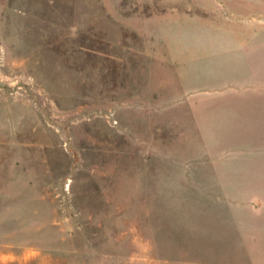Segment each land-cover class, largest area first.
I'll use <instances>...</instances> for the list:
<instances>
[{
  "label": "rangeland",
  "instance_id": "obj_1",
  "mask_svg": "<svg viewBox=\"0 0 264 264\" xmlns=\"http://www.w3.org/2000/svg\"><path fill=\"white\" fill-rule=\"evenodd\" d=\"M0 264H264V0H0Z\"/></svg>",
  "mask_w": 264,
  "mask_h": 264
}]
</instances>
